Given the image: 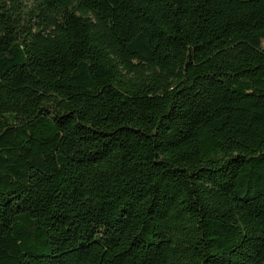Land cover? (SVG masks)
Returning <instances> with one entry per match:
<instances>
[{"label":"trees","instance_id":"obj_1","mask_svg":"<svg viewBox=\"0 0 264 264\" xmlns=\"http://www.w3.org/2000/svg\"><path fill=\"white\" fill-rule=\"evenodd\" d=\"M0 264H264V0H0Z\"/></svg>","mask_w":264,"mask_h":264}]
</instances>
